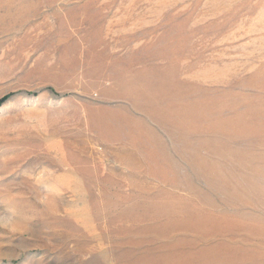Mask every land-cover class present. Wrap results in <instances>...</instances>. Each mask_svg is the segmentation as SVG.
Segmentation results:
<instances>
[{
    "label": "rangeland",
    "instance_id": "obj_1",
    "mask_svg": "<svg viewBox=\"0 0 264 264\" xmlns=\"http://www.w3.org/2000/svg\"><path fill=\"white\" fill-rule=\"evenodd\" d=\"M0 264H264V0H0Z\"/></svg>",
    "mask_w": 264,
    "mask_h": 264
},
{
    "label": "trees",
    "instance_id": "obj_2",
    "mask_svg": "<svg viewBox=\"0 0 264 264\" xmlns=\"http://www.w3.org/2000/svg\"><path fill=\"white\" fill-rule=\"evenodd\" d=\"M5 100V97L0 98V105Z\"/></svg>",
    "mask_w": 264,
    "mask_h": 264
}]
</instances>
